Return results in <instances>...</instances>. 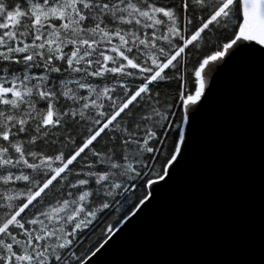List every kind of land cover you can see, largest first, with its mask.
Segmentation results:
<instances>
[{
  "label": "snow or ice",
  "instance_id": "6c2138e0",
  "mask_svg": "<svg viewBox=\"0 0 264 264\" xmlns=\"http://www.w3.org/2000/svg\"><path fill=\"white\" fill-rule=\"evenodd\" d=\"M245 66L264 79V0H0V264H84L85 230L183 163Z\"/></svg>",
  "mask_w": 264,
  "mask_h": 264
},
{
  "label": "water",
  "instance_id": "95a60500",
  "mask_svg": "<svg viewBox=\"0 0 264 264\" xmlns=\"http://www.w3.org/2000/svg\"><path fill=\"white\" fill-rule=\"evenodd\" d=\"M215 73L207 76L212 83ZM84 264H264V79L219 77L183 163Z\"/></svg>",
  "mask_w": 264,
  "mask_h": 264
},
{
  "label": "trees",
  "instance_id": "16d2710c",
  "mask_svg": "<svg viewBox=\"0 0 264 264\" xmlns=\"http://www.w3.org/2000/svg\"><path fill=\"white\" fill-rule=\"evenodd\" d=\"M122 194L117 196L113 201V207L98 215V218L90 227L85 230L82 242L73 249L76 255H86V258L114 231L124 220V215L133 212L132 209L142 199V194H148V185L143 188L137 185L135 188H129L127 192L123 190ZM119 201V204L116 203ZM121 207L120 212H116L115 208ZM136 209V208H135Z\"/></svg>",
  "mask_w": 264,
  "mask_h": 264
},
{
  "label": "rangeland",
  "instance_id": "374dc122",
  "mask_svg": "<svg viewBox=\"0 0 264 264\" xmlns=\"http://www.w3.org/2000/svg\"><path fill=\"white\" fill-rule=\"evenodd\" d=\"M207 80H208V79H207ZM208 83H209V82H208ZM209 84H210V83H209ZM150 186H151V185H150ZM148 194H149V190H148ZM112 232H113V231H112ZM102 243H103V242H102ZM102 243H101V244H102ZM101 244H100V245H101ZM100 245H99V246H100ZM99 246H98V247H99Z\"/></svg>",
  "mask_w": 264,
  "mask_h": 264
}]
</instances>
